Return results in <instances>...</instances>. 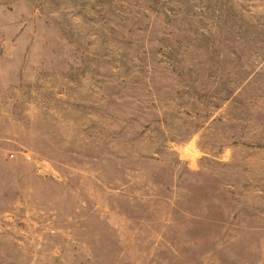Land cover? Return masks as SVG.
<instances>
[{
  "label": "rangeland",
  "instance_id": "obj_1",
  "mask_svg": "<svg viewBox=\"0 0 264 264\" xmlns=\"http://www.w3.org/2000/svg\"><path fill=\"white\" fill-rule=\"evenodd\" d=\"M0 264H264V0H0Z\"/></svg>",
  "mask_w": 264,
  "mask_h": 264
}]
</instances>
